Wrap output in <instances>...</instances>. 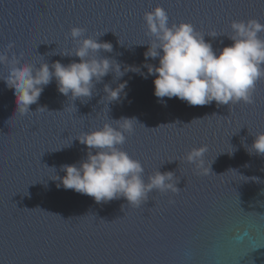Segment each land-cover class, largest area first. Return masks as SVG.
Here are the masks:
<instances>
[{"label":"clouds","instance_id":"obj_1","mask_svg":"<svg viewBox=\"0 0 264 264\" xmlns=\"http://www.w3.org/2000/svg\"><path fill=\"white\" fill-rule=\"evenodd\" d=\"M143 19L146 35L150 37L144 53L145 60L159 58L158 65L144 64L148 69L147 75H155L154 94L157 98L177 97L191 106L209 105L213 101L217 106L255 103L257 82L264 79V38L259 35L264 32V24L258 19L233 20L231 35H226L234 43L223 47L218 55L212 44L205 40L206 34L198 32L191 22L169 24L168 12L161 5L146 11ZM86 31L81 26L71 28L69 35L75 50L61 54L79 57V61L73 60L67 65L60 61L50 65L46 61L38 66L21 67L23 52L8 55L15 47V41L7 45V51L0 53V64L8 68L7 75L0 79L8 88L14 89L19 113H35L47 108L39 106L33 110L32 106L38 105L44 88L53 79L58 91L75 101L91 99L96 85L109 73L114 74V79H119L128 71L141 72L138 66H125L122 70L121 63L115 58L101 55V50L113 51L111 42L98 39L105 32L94 37L84 35ZM219 35L225 34L213 33L209 36ZM126 86L127 81L115 88L105 84L108 104L120 101L122 93L126 96ZM112 121L115 124L105 122L102 127L85 131L74 138L87 146V155L78 163L60 166L66 173L63 177L58 175L63 187L93 197L97 203L123 197L127 205L133 207H141L153 191L179 193L181 188L177 185L180 178L174 171L161 172L158 169L145 181L142 162L119 147L127 139L125 133L132 134L134 124L140 123L137 118L121 117ZM254 136L248 151L264 156V132ZM207 151V145H203L192 148L186 154V161L195 166L198 174L215 173L211 167L214 160L205 166Z\"/></svg>","mask_w":264,"mask_h":264}]
</instances>
